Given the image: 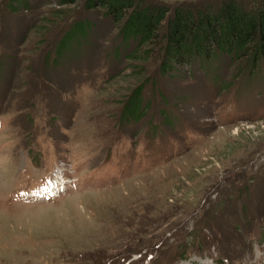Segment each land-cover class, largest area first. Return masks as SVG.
I'll return each instance as SVG.
<instances>
[{
	"label": "rangeland",
	"instance_id": "obj_1",
	"mask_svg": "<svg viewBox=\"0 0 264 264\" xmlns=\"http://www.w3.org/2000/svg\"><path fill=\"white\" fill-rule=\"evenodd\" d=\"M67 2L0 0V264H264L262 65L165 71Z\"/></svg>",
	"mask_w": 264,
	"mask_h": 264
},
{
	"label": "trees",
	"instance_id": "obj_2",
	"mask_svg": "<svg viewBox=\"0 0 264 264\" xmlns=\"http://www.w3.org/2000/svg\"><path fill=\"white\" fill-rule=\"evenodd\" d=\"M85 2L89 8H104L117 23L125 19L122 32L135 37L139 47L158 49L166 38L165 71L193 58L205 66L209 59L229 55L234 61L243 59L253 70L262 65L264 72V0H211L192 8L176 7L168 17L165 7L139 8L133 0Z\"/></svg>",
	"mask_w": 264,
	"mask_h": 264
},
{
	"label": "bare ground",
	"instance_id": "obj_3",
	"mask_svg": "<svg viewBox=\"0 0 264 264\" xmlns=\"http://www.w3.org/2000/svg\"><path fill=\"white\" fill-rule=\"evenodd\" d=\"M43 193H46V192H43Z\"/></svg>",
	"mask_w": 264,
	"mask_h": 264
}]
</instances>
